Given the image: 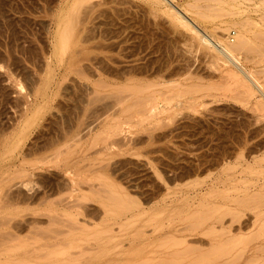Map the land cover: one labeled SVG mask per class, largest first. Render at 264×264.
Instances as JSON below:
<instances>
[{
	"label": "rangeland",
	"instance_id": "obj_1",
	"mask_svg": "<svg viewBox=\"0 0 264 264\" xmlns=\"http://www.w3.org/2000/svg\"><path fill=\"white\" fill-rule=\"evenodd\" d=\"M81 9L76 0H0V264L47 262L42 243L56 248L69 239L103 252L85 264L189 263L200 252L184 260L185 245L169 238L186 237L206 253L209 223L189 222L199 220L196 209L204 215L218 205L229 210L226 220L236 213L226 221L238 227L230 237L257 231L256 214L264 211V93L257 87L264 85V0H106L90 11L95 36L82 43L84 58L70 53L72 38L61 37ZM175 15L229 44L247 25L248 46L236 49L241 64L234 67L217 51L220 42L202 43ZM154 99L161 106L155 115ZM235 195L257 201L232 203ZM99 230L105 242L85 240ZM262 245L248 244L247 258Z\"/></svg>",
	"mask_w": 264,
	"mask_h": 264
},
{
	"label": "bare ground",
	"instance_id": "obj_2",
	"mask_svg": "<svg viewBox=\"0 0 264 264\" xmlns=\"http://www.w3.org/2000/svg\"><path fill=\"white\" fill-rule=\"evenodd\" d=\"M78 3H80V7H82V9H81V13H79V14H77L75 17H74V19H72L73 17V15H74V13L77 11V10H75L74 11V13H72V16H70L71 17V21L72 20H74L75 21V18H76V22L75 23H73V24H68L69 26H71V27H66L63 31H62V33H61V37H62V39L64 40V42L66 43L67 42V38L68 37H70V38H72L73 39V42H72V46H71V51H70V53L72 54V55H80L81 57L83 56V53H85V49H86V47L82 44V43H84V42H86V41H88L91 37H94L95 35H94V32H93V28H91L90 26H93V19L94 18H92V13H90V11L93 9V8H95L97 5H101L102 3H104V2H106V0H76ZM109 1H111V0H109ZM121 1V0H120ZM128 1V0H127ZM118 2H119V0H118ZM124 2H126V1H124ZM108 3V2H107ZM171 3V2H170ZM120 4H121V2H120ZM126 4V3H125ZM169 4V3H168ZM41 5V4H40ZM111 5V4H110ZM78 6H79V4H78ZM116 6V5H115ZM121 7V6H120ZM107 8V7H106ZM113 8H114V5H113ZM117 8V7H116ZM124 8H126V7H124ZM104 10L102 11V12H104L105 11V8H103ZM118 9V8H117ZM122 9V7L120 8V10ZM127 9V8H126ZM125 9V10H126ZM97 10V9H96ZM100 10V9H99ZM102 10V9H101ZM106 10H108V9H106ZM43 11V10H42ZM116 11H118V12H120L119 11V9L118 10H116ZM115 11V12H116ZM79 12V11H78ZM108 12V11H107ZM122 12V11H121ZM63 13V12H62ZM100 13H101V11H100ZM99 13V14H100ZM123 13V12H122ZM121 13V14H122ZM178 13V12H177ZM81 14V15H80ZM98 14V13H97ZM98 14V15H99ZM105 14V13H104ZM117 14V13H116ZM124 14V13H123ZM179 14V13H178ZM96 15V14H95ZM97 15V16H98ZM110 15V14H109ZM97 16H93V17H96L97 18ZM100 16V15H99ZM176 16V15H175ZM51 17V16H50ZM68 17V16H67ZM70 17H69V19H70ZM107 17H110V16H107ZM177 17V16H176ZM179 20H182V21H184V23L186 24V25H188V27L190 28V29H192V30H194L196 33H197V35H199V37H200V40L202 41V43H206V44H209V45H212L213 47H218V45H217V42L219 43L220 42V44L221 45H219L220 47H218V48H216L217 49V51L219 50L221 53L223 52L224 53V55L226 54L228 57H230L229 59H231L230 61H232V63L233 64H235L234 65V67L237 65H240L241 64V56H240V54H239V56H238V54L236 53V52H238V51H236V49L238 50V49H241L243 46L245 47L246 45H245V41H246V39H244L243 40V38H245L247 35L245 34V32L248 30L247 29V25H246V27H244V24H243V26H242V28H240V33L237 35L238 36V41H236V42H234V43H232V44H229V43H227V42H224V40L223 39H221L220 41L219 40H217L216 38H218L217 36H216V38L213 36L214 34H212L211 32H209V31H206V30H202L199 26H198V24L197 23H195L194 21H190L189 19H185V20H183V18L184 17H182V16H178L177 17ZM126 19V18H125ZM124 19V20H125ZM68 20V19H67ZM127 20H128V18H127ZM70 21V22H71ZM106 21V20H105ZM108 21V20H107ZM106 21V22H107ZM112 21V20H111ZM73 22V21H72ZM97 24H98V21L96 20L95 21ZM106 22H105V24H106ZM110 22V21H109ZM10 23V22H9ZM57 23V22H56ZM60 23V22H59ZM58 23V24H59ZM65 23V22H64ZM103 24H104V22H102ZM66 24V23H65ZM91 24V25H90ZM57 25V24H56ZM96 25V24H95ZM14 26V25H13ZM67 26V25H66ZM126 26H127V24H126ZM96 27V26H95ZM99 27V26H98ZM109 27V26H108ZM123 27V26H122ZM92 29V30H91ZM98 29V28H97ZM106 29V28H105ZM104 29V30H105ZM224 29V28H223ZM103 30V31H104ZM107 30H110L109 28L107 29ZM93 33H92V32ZM99 31V30H98ZM110 32V31H109ZM233 32V31H232ZM106 33V32H105ZM107 34V33H106ZM93 35V36H92ZM97 35V34H96ZM103 34H101V36H102ZM112 36V35H111ZM113 37V36H112ZM249 38V37H248ZM103 39V38H102ZM218 39H220V38H218ZM231 39L233 40L234 38H232L231 37ZM99 40V39H98ZM101 41V40H100ZM100 41H98V42H100ZM112 41V40H111ZM63 42V43H64ZM107 42V41H106ZM110 42V41H109ZM121 42H122V40H121ZM228 42H230V41H228ZM96 43H97V41H96ZM103 43H105V42H103ZM110 43H112V42H110ZM113 43H114V41H113ZM101 44V43H100ZM247 44V43H246ZM104 45V44H103ZM108 45V44H107ZM111 45V44H110ZM15 46V45H14ZM105 46H106V44H105ZM124 46V45H123ZM248 46V45H247ZM246 46V47H247ZM241 47V48H240ZM100 48V47H99ZM32 49V48H31ZM64 50H66V47H65V49ZM68 50V49H67ZM12 51V50H11ZM20 51V50H19ZM63 51V50H62ZM21 52V51H20ZM14 55V54H13ZM96 56H97V54H95ZM94 55V56H95ZM126 55V54H125ZM223 55V54H222ZM7 56V55H6ZM79 56V57H80ZM89 56H92V55H90L89 54ZM227 57V58H228ZM82 58H84V56L82 57ZM86 58V57H85ZM87 58H88V56H87ZM86 58V59H87ZM91 59V58H90ZM94 59V58H93ZM77 60V59H76ZM97 61V60H96ZM99 61V60H98ZM115 61V60H114ZM106 63V62H105ZM104 63V64H105ZM231 63V65H233ZM96 64V63H95ZM86 65H88V64H86ZM96 65H98V64H96ZM100 65V64H99ZM109 66V65H108ZM124 66V65H123ZM132 66V65H131ZM243 66H245V65H243ZM242 66V67H243ZM86 67V66H85ZM91 67V66H90ZM99 67V66H98ZM102 67V66H101ZM110 67H112V66H110ZM122 67V66H121ZM128 67H130V66H128ZM231 67V66H230ZM241 66H239V68H240ZM87 68H88V66H87ZM120 68V67H119ZM126 68H127V66H126ZM238 68V67H237ZM238 68V69H239ZM244 68V67H243ZM91 69V68H90ZM94 69V68H93ZM123 69V68H122ZM229 69V68H228ZM232 68H230L229 70L230 71H232L233 72V70H231ZM246 69V68H245ZM78 70H79V68H78ZM247 70V69H246ZM246 70H243V72L244 71H246ZM85 71V70H84ZM83 71V72H84ZM126 71H127V69H126ZM242 71V70H241ZM249 71V70H248ZM79 72V71H78ZM77 72V73H78ZM81 72H82V69H81ZM87 72V71H86ZM95 72V71H94ZM232 72H230V73H232ZM242 72V73H243ZM85 73V72H84ZM235 73L237 74V72L234 70V72H233V75H235ZM78 74H80V72L78 73ZM243 74H245L246 75V73H243ZM85 75V74H84ZM229 77H231V76H233L232 74H227ZM231 75V76H230ZM248 75H250V80H252V81H254L255 83H256V81H260V79H258L257 77H256V75H254V73L250 70L249 72H248ZM228 77V78H229ZM234 77H237V75H235ZM247 77V76H246ZM238 78V77H237ZM243 78V77H242ZM242 78H240V79H238V80H236V81H238V83L239 82H242L243 84H245V82H246V80H243ZM249 78V77H248ZM39 79V78H38ZM234 79V78H233ZM236 79V78H235ZM244 79H245V77H244ZM247 79V78H246ZM258 79V80H257ZM101 80H103V79H101ZM35 81H37V80H35ZM99 81H100V79H99ZM99 81H98V83H99ZM105 81V80H104ZM248 81V80H247ZM107 82V81H106ZM135 82V81H134ZM250 82V81H249ZM248 82V83H249ZM93 83V82H92ZM241 83V85H243ZM248 83H246L245 85H247ZM254 83V84H255ZM104 84H105V82H104ZM104 84H102V85H104ZM240 84V83H239ZM259 84V83H258ZM110 85V84H109ZM108 85V86H109ZM113 85V84H112ZM118 85H120V84H118ZM126 85V84H125ZM147 85H149V84H147ZM146 85V86H147ZM249 85H250V87H251V85L252 86H254L253 84H248L247 85V87L249 88V89H251L250 87H249ZM256 85V84H255ZM98 86V85H97ZM107 86V85H106ZM105 86V87H106ZM107 86V87H108ZM111 86V85H110ZM135 86H136V84H135ZM101 87V86H100ZM122 87H124V86H122ZM131 87H132V85H131ZM140 86H138L137 88H139ZM257 87H259L260 88V90H262V93H264L263 92V90H264V85H262V84H260L259 86L257 85ZM146 88V87H145ZM126 89H128V88H126ZM143 89V88H142ZM141 89V90H142ZM253 89V88H252ZM256 89V88H255ZM254 89V90H255ZM121 90V89H120ZM131 90V89H130ZM147 90V89H146ZM126 91V90H125ZM140 91V90H139ZM251 91H253V90H251ZM256 91L257 90H255V93H256ZM31 92V91H30ZM97 92V91H96ZM110 92V91H109ZM113 92V91H112ZM123 92V91H122ZM143 91H141V93H142ZM254 92V91H253ZM252 92V93H253ZM94 93V92H93ZM120 93V94H119ZM118 94L119 95H121V92H119ZM129 93V92H128ZM135 93V92H134ZM137 93H138V91H137ZM114 94V93H113ZM117 94V93H116ZM123 94V93H122ZM96 95H99L98 93H96ZM96 95H91V96H96ZM115 95V94H114ZM264 95V94H263ZM32 96V95H31ZM100 96V95H99ZM125 97V95H122V97ZM130 96V95H129ZM23 97V96H22ZM94 97H92V98H94ZM116 97H117V95H116ZM121 96H119V98H117V100L118 101H120L119 99H122V98H120ZM155 96H153L152 98H154ZM50 98V97H49ZM91 98V97H90ZM90 98H89V100H90ZM128 98V97H127ZM141 98V96L139 97V99ZM143 98L144 97H142V100H143ZM155 98H157V97H155ZM97 99H98V97H97ZM116 99V98H115ZM136 99H138V96H137V98ZM169 99V98H168ZM23 100V99H22ZM125 100V99H124ZM95 101V100H94ZM122 101V100H121ZM91 102V101H90ZM93 102V101H92ZM125 103V102H124ZM138 103V102H137ZM123 104V103H122ZM136 104V103H135ZM159 103H157V102H155V99H154V102L153 103H151V105H150V107H151V109H152V112H153V114L155 115L156 113H158V111H159V109H158V107H160L161 108V106H159L158 105ZM32 105V104H31ZM133 106V105H132ZM162 106H164V105H162ZM158 109V110H153V109ZM129 109V108H128ZM124 110V109H123ZM124 111H126V110H124ZM140 111V110H139ZM146 115V114H145ZM69 116V115H68ZM147 116V115H146ZM153 116V115H152ZM59 118V117H58ZM199 118V117H198ZM60 119V118H59ZM197 119V118H196ZM195 119V120H196ZM72 120V119H71ZM67 122V121H66ZM199 122V121H198ZM82 124V123H81ZM206 126V125H205ZM85 128H86V126H85ZM207 129V128H206ZM80 130V129H79ZM87 131V130H86ZM85 131V132H86ZM77 132V131H76ZM76 132H75V134H76ZM81 132V131H80ZM101 135V134H100ZM72 136H74V135H72ZM78 136V135H77ZM82 137H83V135H82ZM77 138V137H76ZM81 138V137H80ZM107 138V137H106ZM210 138V137H209ZM74 139H75V137H74ZM96 139V138H95ZM100 139H103V137L102 138H100ZM107 140H109V139H107ZM104 141V140H103ZM107 143H108V141H107ZM95 144V143H94ZM105 145H107V144H105ZM106 147L107 146H105V149H106ZM202 147V146H201ZM197 148V147H196ZM109 149V148H108ZM59 151V150H58ZM57 152V151H56ZM59 153H61V152H59ZM58 153V154H59ZM55 158V157H54ZM226 159V158H225ZM212 160V159H211ZM227 161V160H226ZM200 162V161H199ZM206 162V161H205ZM201 165V164H200ZM30 175V174H29ZM241 175V174H240ZM249 177V176H248ZM259 182V181H258ZM86 183H87V181H86ZM235 184V183H234ZM244 184V183H243ZM90 185H91V183H90ZM16 186V185H15ZM20 186V185H19ZM217 186V185H216ZM262 187H264V186H262ZM98 188V187H97ZM22 189V188H21ZM100 189H101V187H100ZM104 189V188H103ZM106 189V188H105ZM201 189V188H200ZM11 190V189H10ZM80 190V189H79ZM96 190V189H95ZM107 190V189H106ZM254 190V189H253ZM22 191H25V189L24 190H22ZM81 191V190H80ZM92 191V190H91ZM101 191H102V189H101ZM109 191V190H108ZM255 191V190H254ZM96 192H98L97 190H96ZM107 192V191H106ZM106 192H105V195H106ZM9 193V192H8ZM95 193V192H94ZM234 193H236V192H234ZM241 193V192H240ZM255 193L256 192H254L252 195L254 196L255 195ZM97 194V193H96ZM98 194H100V193H98ZM102 194V193H101ZM104 194V193H103ZM102 194V195H103ZM233 194V193H232ZM237 194V193H236ZM258 194V196L259 195H261V193H256V195ZM264 194V193H263ZM12 195H14V194H12ZM82 195H83V193H82ZM104 195V196H105ZM115 195V194H114ZM84 196V195H83ZM112 196V195H111ZM263 196V195H262ZM85 197V196H84ZM116 197V196H115ZM120 197V196H119ZM223 197H225V199H226V197H227V195H223ZM235 197V198H234ZM234 197H232L234 200H236V201H233L232 203H234V202H239V200L241 201L242 199V202L243 201H245V202H247V200L249 199V201L250 202H252V201H257V198H258V200L261 198V196H259V197H254L253 199H252V197H250V196H247V197H237V198H239V199H236V195L234 196ZM99 198H101L100 197V195H99ZM106 198V197H105ZM107 198L108 199H111V198H109L108 197V195H107ZM117 198V197H116ZM227 198H230V196H228ZM250 198H251V200H250ZM77 199V198H76ZM197 199V198H196ZM245 199V200H244ZM114 200H116V199H114ZM118 200V199H117ZM116 200V201H117ZM123 200V199H122ZM211 200V199H210ZM80 201V200H79ZM110 201V200H109ZM111 201H113L112 199H111ZM205 201V200H204ZM209 201V200H208ZM248 201V204L250 203ZM121 202V201H120ZM231 202V201H230ZM262 202L264 203V200H262ZM262 202H260V203H262ZM80 203V202H79ZM133 203V202H132ZM204 203H206V204H208L207 202H204ZM241 203V202H240ZM107 204V203H106ZM116 204V203H115ZM114 204V205H115ZM201 205L203 204L202 202L200 203ZM206 204H204L205 206H206ZM258 204H259V202H258ZM5 205V204H4ZM9 205V204H8ZM78 205V204H77ZM112 205V204H111ZM118 205V204H117ZM200 205V206H201ZM246 204H244L243 206H245ZM254 205H256V204H254ZM1 206V205H0ZM82 206V205H81ZM87 206V205H86ZM199 206V205H198ZM203 206V205H202ZM204 206V207H205ZM210 206V205H209ZM242 206V205H241ZM4 207V206H3ZM85 207V206H84ZM126 207V206H125ZM128 207V206H127ZM130 207V206H129ZM222 207H223V205H218V206H215L214 208L213 207H210V208H208V212H206V211H204V210H202L203 212H206V214H204L203 215V213L201 212L200 214L199 213H197V209L195 210V212L193 213L195 216H196V218L198 219L199 218V220L197 221V222H189V224L191 225V224H193V223H195L196 225H191V226H193L194 228H196V227H201V226H204L205 224H207V223H209V229H208V232L206 233V235L210 238L209 239V241H206V240H203L202 241V245H204L205 243H209V250L207 249V251H206V253H204L203 252V249H201L200 247L201 246H198L197 247V245H192L190 242H189V240L188 239H181V240H179L178 238L176 239L174 236L173 237H167V238H169V240L171 241V240H173V243H171V244H174L175 246L176 245H179V244H184L185 245V248L182 250V256L184 255L185 257L183 258L184 260L185 259H187V258H189L188 256L189 255H194V254H196L197 252H200L198 255H196L195 257V259L194 258H192V259H194V261L191 259V261H189V263L188 262H186L187 264H264V246L262 245V247H257V249L255 250V252L254 253H252L251 254V256L249 257V258H247V256H248V252H249V248H248V244H250L252 241H260V240H263L264 239V211L263 210H260V211H258L257 212V214H256V218H255V223H259V228H258V230L257 231H253L252 233H250V234H247L246 236H238V237H236V236H232V237H230L229 235H231L232 233H234V229H237L238 227L236 226V228H233V226H226V224L228 223V222H226L228 219H230L231 217H232V215L233 214H231V216L229 215V217H228V215H227V217H228V219L226 220L225 218V216H226V214L225 213H228L229 212V210H228V212L226 211H224V213H221L220 212V210L222 209ZM247 207H248V205H247ZM249 207H251L250 205H249ZM86 208V207H85ZM84 208V209H85ZM124 208V207H123ZM201 208V207H200ZM129 209V208H128ZM93 210V209H92ZM87 211V210H86ZM194 211V210H193ZM238 211V210H237ZM236 211V212H237ZM102 212H104V211H102ZM221 213V214H218V213ZM232 212H235V211H232ZM231 212V213H232ZM97 213V212H96ZM191 213V214H192ZM198 214V217H197V214ZM191 214H189V215H191ZM236 214V213H235ZM235 214L233 215V217L235 216ZM242 214V213H241ZM241 214H240V217L242 218V216H241ZM244 214H245V212H244ZM68 215V214H67ZM73 215V214H72ZM72 215H70V216H72ZM203 215V216H202ZM206 215V216H205ZM218 215V216H217ZM4 216H5V214H4ZM124 216V215H123ZM186 216H188V215H186ZM53 217V216H52ZM56 217H57V215H56ZM184 217V216H183ZM189 217V216H188ZM191 217V216H190ZM1 218H3L2 217V215H1ZM5 218V217H4ZM4 218H3V222L5 221V222H7L6 220H4ZM11 218V217H10ZM10 218H7V220L8 219H10ZM32 218V217H31ZM49 218H51V217H49ZM118 218V217H117ZM174 218V217H173ZM186 218V217H185ZM192 219L194 218V216L193 217H191ZM238 218H239V216H238ZM238 218H236L235 219V221H237V219ZM52 219V218H51ZM55 219V218H54ZM66 219V218H65ZM71 219V218H70ZM69 219V221H72V220H70ZM128 219H130V218H128ZM184 218H182V220H183ZM188 219V218H187ZM246 219V218H245ZM11 220V219H10ZM60 220V219H59ZM66 220H68V219H66ZM179 220H181V219H179ZM178 220V221H179ZM240 220V219H239ZM0 221H2V220H0ZM33 221V220H32ZM46 221V220H45ZM44 221V222H45ZM57 220H55L54 222H56ZM74 221H76V220H74ZM73 221V222H74ZM211 221V222H210ZM229 221V220H228ZM247 221V220H246ZM18 222V221H17ZM16 222V223H17ZM50 222H51V220H50ZM59 222V221H58ZM70 223V224H72V225H75V224H77V222H79V221H76V223ZM134 222V221H133ZM234 222V221H233ZM243 222H245V221H243ZM250 222L251 221H249L248 223L250 224ZM1 224H2V222H0ZM19 224H20V222H18ZM18 223H17V225H18ZM24 223V222H23ZM23 223H22V225H23ZM52 223V222H51ZM60 223V222H59ZM62 223V222H61ZM64 223V222H63ZM62 223V224H63ZM218 223H220V225L218 226L217 224ZM239 223L241 224L242 222H240L239 221ZM247 223V222H246ZM3 224H5V223H3ZM36 224V223H35ZM66 224H67V222H66ZM79 224H80V222H79ZM188 224V223H187ZM186 224V226L185 227H188V225ZM6 225V224H5ZM21 225V224H20ZM21 225V226H22ZM30 225V224H29ZM37 225V224H36ZM36 225H34L35 227H37ZM69 224H67V226H68ZM119 225H121V224H119ZM189 225V227L190 228H192L191 226ZM246 225H248V224H246ZM16 226V225H15ZM27 226V225H26ZM64 226H66V225H64ZM70 226V225H69ZM76 226V225H75ZM77 226H78V224H77ZM76 226V227H77ZM17 227V226H16ZM32 227V226H31ZM30 227V228H31ZM54 227V226H53ZM53 227H52V229H53ZM71 227V226H70ZM80 227H82L83 228V226H82V224H81V226ZM85 227V226H84ZM184 227V226H183ZM240 227V226H239ZM244 227H246V226H244ZM244 227H242L243 229H244ZM14 228V227H13ZM40 228H42V227H40ZM78 228V227H77ZM88 228V227H87ZM115 228V227H114ZM179 228V227H178ZM180 228H182V227H180ZM233 228V229H232ZM241 228V229H242ZM4 229V228H3ZM64 229H66V228H64ZM63 229V230H64ZM79 229V228H78ZM81 229V228H80ZM240 229V228H239ZM240 229V230H241ZM2 229H0V231H1ZM39 230V229H38ZM37 230V231H38ZM47 230V229H46ZM55 231L57 230V229H54ZM54 230L52 231V232H54ZM76 230V229H75ZM8 231V230H7ZM22 231V230H21ZM33 231V230H32ZM31 231V232H32ZM50 231H51V228H50ZM58 231H59V228H58ZM60 231H62V230H60ZM60 231H59V233H60ZM48 232V231H47ZM71 232V231H70ZM69 231H68V233H70ZM82 232V231H81ZM86 232V231H85ZM106 232H108V231H106ZM0 233H2V231L0 232ZM6 232H4L3 234H5ZM7 233H9V232H7ZM34 233V232H33ZM38 233H39V231H38ZM43 233V232H42ZM65 233L67 234V232H66V230H65ZM73 233V232H72ZM103 233H105L104 232V230H99V231H97L96 233H94L93 235H91V236H89V238H86L85 240H88L87 242H91L93 245L94 244H100V243H103V241L105 242V240H103L102 241V234ZM10 234H12V232H10ZM9 234V235H10ZM14 234V233H13ZM41 234V233H40ZM39 234V235H40ZM48 235L50 234V232L49 233H47ZM46 234V235H47ZM56 234V233H55ZM57 234H58V232H57ZM60 234H63V235H65L64 233H60ZM77 234V233H76ZM8 235V234H7ZM29 235V234H28ZM44 235V234H43ZM51 235V234H50ZM80 235V234H79ZM0 236H2V234H0ZM11 236H14V235H11ZM18 236V235H17ZM32 236V235H31ZM45 236V235H44ZM56 236V235H55ZM229 236V237H228ZM5 237V236H4ZM15 237V236H14ZM36 237V236H35ZM51 237H53L52 235H51ZM60 237V236H59ZM58 237V238H59ZM66 237V236H65ZM64 237V238H65ZM70 237V236H69ZM72 237H74V234H73V236ZM78 237V236H77ZM76 237V238H77ZM12 238V237H11ZM29 238V237H28ZM36 238H38V236L36 237ZM41 238V237H40ZM47 238V237H46ZM45 238V239H46ZM57 238V237H56ZM55 238V239H56ZM62 238V237H61ZM110 238V237H109ZM166 238V239H167ZM6 239V238H5ZM8 239H9V237H8ZM7 239V240H8ZM17 239V238H16ZM48 239V238H47ZM53 239V238H52ZM68 239V238H67ZM73 239H75V238H73ZM78 239H80V238H78ZM111 239V238H110ZM199 239H201V238H199ZM199 239L197 238V240H194L193 238H192V240L193 241H199ZM1 240V239H0ZM4 240V239H3ZM6 240V241H7ZM43 240V239H42ZM61 240V239H60ZM92 240V241H91ZM191 240V241H192ZM39 241H41V240H39ZM80 241H84L83 239H80ZM0 242H2V241H0ZM7 242H9V240L7 241ZM11 242V241H10ZM168 241H166V242H164L165 244L167 243ZM243 242V245H245V246H243V247H240V246H238L240 243H242ZM28 243V242H27ZM31 243V242H30ZM55 243V245H56V243H59V241H57V242H54ZM53 243V244H54ZM60 243H62L63 244V246H60V247H53V246H51V247H46V246H44V245H46V243L44 244V243H42L43 244V246H41L39 249L40 250H44V249H46V250H48V251H46V252H41V251H38L39 249H37L36 250V252L38 251V252H40L39 253V256H41L40 254H42V256H45L46 258H48L49 259V261H47V262H44V261H33V260H29L28 258H23L22 260H14V262L12 261H8V262H5V264H85V262H86V260L90 257V259H92V260H97V259H99L100 257H101V255H102V251L101 250H97V248L96 247H92V248H90L91 249V251H90V249H89V252H87L86 250H87V248H86V250H85V248L83 249L81 246H80V244H79V241H77V239L76 240H68L67 242H61L60 241ZM59 243V244H60ZM164 243H162V244H164ZM190 244V246H189V244ZM14 244H16V243H14ZM13 244V245H14ZM18 245H20L19 243H17ZM26 244V243H25ZM32 244V243H31ZM34 244V243H33ZM48 244V243H47ZM164 244V245H165ZM171 244H170V246H171ZM195 244V243H194ZM11 245V244H10ZM28 245V244H27ZM49 245V244H48ZM151 245V244H150ZM16 246V245H15ZM196 246V247H195ZM3 247V246H2ZM87 247V246H86ZM157 247V246H156ZM5 249H6V247H4ZM12 247H10V251H12V249H11ZM74 248H77L78 250L77 251H72V249H74ZM32 250V249H31ZM33 250H35V249H33ZM257 250L258 251H260V252H262V254H259V253H257ZM6 251H7V249H6ZM204 253V254H202V252ZM27 254H29V250H27ZM32 252V251H31ZM76 252V253H75ZM175 252V251H174ZM174 252H173V255H174ZM33 253V252H32ZM44 253H46V255L44 254ZM86 253H89V255H86ZM177 253H179V252H177ZM34 254H35V252H34ZM38 254V253H37ZM58 254H62L60 257L58 256ZM171 254V253H170ZM175 254H176V252H175ZM29 255H31V254H29ZM179 255H180V253H179ZM250 255V254H249ZM36 256V255H35ZM38 258V257H37ZM39 258H41V260H42V258H44V257H39ZM38 258V259H39ZM46 258H44V259H46ZM180 259H181V257H180ZM167 260V259H166ZM171 260H173V259H171ZM170 259H169V261H171ZM175 260V259H174ZM173 260V262H175V264L177 263L176 261L177 260H175L174 261ZM56 261V262H55ZM94 261V262H95ZM98 261V260H97ZM147 261V260H146ZM169 261H166V262H169ZM145 262V261H144ZM148 262V261H147ZM150 262V261H149ZM161 262H162V260H161ZM164 262H165V259H164ZM172 262V261H171ZM180 262V261H179ZM191 262V263H190ZM3 263V262H2ZM1 263V264H2ZM140 263V262H139ZM142 263H143V261H142ZM185 263V264H186ZM137 264V263H136ZM144 264V263H143ZM146 264V263H145ZM148 264V263H147ZM168 264V263H167ZM172 264V263H171Z\"/></svg>",
	"mask_w": 264,
	"mask_h": 264
},
{
	"label": "built area",
	"instance_id": "obj_3",
	"mask_svg": "<svg viewBox=\"0 0 264 264\" xmlns=\"http://www.w3.org/2000/svg\"><path fill=\"white\" fill-rule=\"evenodd\" d=\"M235 34H236V32L233 31V32L231 33V37H232V38H235Z\"/></svg>",
	"mask_w": 264,
	"mask_h": 264
}]
</instances>
